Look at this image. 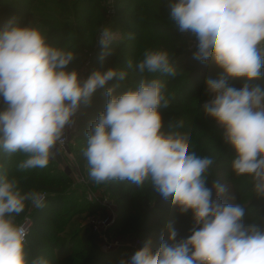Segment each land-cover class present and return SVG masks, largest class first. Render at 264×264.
Returning <instances> with one entry per match:
<instances>
[{
	"label": "clouds",
	"instance_id": "clouds-1",
	"mask_svg": "<svg viewBox=\"0 0 264 264\" xmlns=\"http://www.w3.org/2000/svg\"><path fill=\"white\" fill-rule=\"evenodd\" d=\"M167 8L176 30L194 40L193 58L210 60L217 69L205 81L211 99L203 111L234 150L231 171L264 197V0H168ZM119 39L108 26L99 30L101 61ZM76 59L73 51L51 44L39 24L21 25L12 17L0 29V152L22 154L20 172L46 168L64 151L81 106H90L93 94L114 80L104 92L103 110L84 133L88 178L95 185L137 188L147 182L193 219L187 237L178 238L168 221L167 239L162 231L156 247L149 238L119 264H264V225L246 224L245 206L222 199L226 185L209 186L214 160L189 151L184 120L165 126L162 109L174 96L157 74H177L174 56L148 48L135 65L128 60L126 68L140 77L135 87H125V69L94 70L84 78L70 67ZM47 195L23 191L0 165V264H52L42 255L30 259L28 228L17 220L26 210L43 208Z\"/></svg>",
	"mask_w": 264,
	"mask_h": 264
},
{
	"label": "trees",
	"instance_id": "trees-1",
	"mask_svg": "<svg viewBox=\"0 0 264 264\" xmlns=\"http://www.w3.org/2000/svg\"><path fill=\"white\" fill-rule=\"evenodd\" d=\"M43 1L45 0H0V29L12 17H16L21 25H26L31 21L32 14H38L35 24L46 30L49 42L77 54V59L70 67L79 72H82L80 70L84 69L89 59L83 58L84 50H87L94 58V65H91L93 71L125 69L129 73L124 82L125 87H135L140 77L135 69L126 68L128 60H132L135 65L148 48L165 49L174 56L177 74L174 77L157 74L165 82L167 92L174 96L168 109H162L165 126L169 120L183 119L185 127L181 131L191 133L189 151L214 160L208 178L209 186L213 181L232 186L236 204L245 206L244 222L247 224L255 220L264 225V197L255 196L248 178H237L231 171L234 150L224 140L223 129L203 111V105L210 98L205 81L210 76L215 77L217 69L210 60L201 63L193 58L196 48H189L191 38L179 33L169 19L168 0H114L116 10L110 23L103 0H70V3L62 4L57 1L60 6L55 8L50 4L52 8L45 4L40 7L39 4ZM55 2L49 0V3ZM61 5L69 6V10L62 15L57 13ZM96 19L104 26L122 32V37L111 45L112 54L103 61L100 60L102 48L97 43L99 32L95 26ZM130 35L132 38H129ZM113 83L114 80L109 81L105 88L98 89L93 94L90 106L83 105L76 133L81 140L85 137L84 133L90 122L97 116L92 117L87 109L96 114L102 111L107 99L104 92ZM234 83L239 87L242 82ZM259 83L264 84V80ZM123 90L125 89L122 88L121 91ZM84 147L76 149V159L84 176L87 175L83 190L86 203H79L81 199L75 193H66L71 188L73 179L60 169L52 170V161L46 168L20 172L17 165L24 159L23 155L17 153L6 157L0 152V165L10 177L14 176L19 180L23 191L48 192L43 208L26 210L17 218L21 222L29 214L36 219V224H40V227H32L27 236L30 259L42 255L52 264H119L122 257L130 256L149 238L156 247L162 231L167 239L165 223L168 221L174 222L178 238L190 235L193 227L191 213L180 214L171 206L170 201H165L156 194L147 182L143 188L126 183L95 185L88 178L86 161L82 155ZM88 189L90 193L97 191L101 200L108 197L116 202L115 222L108 233L111 238L120 239L125 245L105 250L102 247L103 238L94 233L91 227V232L83 235L85 228L81 224L68 231L78 215L89 211L94 212H89L87 216L108 214L105 205L87 197ZM52 192H56L55 195ZM135 238L140 240L138 245L127 244V241Z\"/></svg>",
	"mask_w": 264,
	"mask_h": 264
},
{
	"label": "rangeland",
	"instance_id": "rangeland-1",
	"mask_svg": "<svg viewBox=\"0 0 264 264\" xmlns=\"http://www.w3.org/2000/svg\"><path fill=\"white\" fill-rule=\"evenodd\" d=\"M56 2L54 4L52 3H49V0H45L43 1L42 3H40V7H43V5L45 4L48 5V7H51L50 5H52V7H56V6H60V3H67L69 2L70 3V0H55ZM59 1V2H57ZM103 4L107 7V5H110L112 4V1L114 2V0H103ZM50 4V5H49ZM51 7V8H52ZM114 10H116V8L114 7H110ZM69 10V6L67 7L66 6H62L61 5V8L60 9H57V13L62 15V14H65L67 11ZM115 12V11H114ZM114 12H112L108 7L106 8V15L107 17H109V22H112V18H113V15L115 14ZM37 15L36 13L32 14L31 16V22L35 23L36 20H37ZM105 22V21H104ZM95 26L97 28V32H99V30L104 27V24L101 23V21L99 19H96L95 20ZM118 33H119V37L121 38L122 37V32L118 29L116 30ZM193 40L191 39L190 42H189V48H190V44ZM97 43H98V35H97ZM85 57H89V59L91 60L92 64L94 65V61H93V57L91 56V53H88L87 50H84V54H83V58ZM85 67V65H84ZM83 67V68H84ZM82 72H80V75H82V73H85L86 72V75H90L91 72L93 71L92 68H89V69H82L80 70ZM211 99V96L210 98L206 101L208 102L209 100ZM205 102V103H206ZM87 113H89L92 117L97 115L95 112L87 109ZM76 135V134H75ZM74 135V136H75ZM72 137V139L70 141H72L70 144L68 143L66 147H64V151L61 152V153H58L56 155V157L54 159H52V163H51V169L54 171L55 170H62L64 171L66 174H68L69 176L72 177L73 179V183L71 185V188L66 192H71V193H75L76 197H79V199H81V202L79 200V203H86L85 202V195L83 194V190H84V181L85 179L87 178V175L83 174L79 164H78V161L76 159V149L81 147V146H86V137L82 138V140L79 138V135H76V137ZM69 141V142H70ZM227 186V193L225 194L224 197H222L223 200H225V202L227 203H230V204H236V201H235V196L233 195V188L232 186H230L229 184H224ZM88 191V190H87ZM48 193V192H47ZM56 192H52L53 195H55ZM98 192L97 191H92V198L89 197V194L87 195L88 198H90L91 201H95V202H99L101 201V198L99 199L98 198ZM66 199V198H65ZM103 201V205H105V207L107 208V211H114L116 213V210H117V204L116 202H114L113 200H110L108 197L105 198V200H102ZM66 205H69V203H67ZM89 212H94V211H89ZM89 212H86V213H83L81 215H78L76 216L73 221H72V224L70 225V227H68V231L75 227V225H79L81 224L82 227L85 228V230L83 231V235L85 234H88L91 232V229L89 228L90 226L87 224V215L89 214ZM99 215V214H97ZM116 218V217H115ZM115 218H114V221L112 222L111 225H113V223L115 222ZM21 222H24L25 224H28L29 225V232L31 231L32 227H40V224H36V219L34 217H31L29 214L25 216L24 220L21 221ZM38 225V226H37ZM111 227V226H110ZM114 239V238H113Z\"/></svg>",
	"mask_w": 264,
	"mask_h": 264
},
{
	"label": "built area",
	"instance_id": "built-area-1",
	"mask_svg": "<svg viewBox=\"0 0 264 264\" xmlns=\"http://www.w3.org/2000/svg\"><path fill=\"white\" fill-rule=\"evenodd\" d=\"M107 7L114 12L115 10L110 8V7H115L114 6V2L112 1V4L107 5ZM195 48V42L194 40L191 42L190 44V49ZM92 62L90 59H88L85 63V69H89L91 68ZM82 77L86 78V72L83 73L81 75ZM82 107L81 106L79 112L77 113L76 116V123L74 126H72L71 128H69L67 130V141L65 143V146H67V144L69 143V141L72 139V137L78 132V128H79V120L81 117V113H82ZM88 194L89 197L93 199L92 193H90L89 189H88ZM89 198V199H90ZM105 200V199H104ZM100 203L103 204V201L101 200ZM116 217V213L114 211H108V214L106 216H101V215H97V214H91L87 217V224L91 227V229L93 230L94 233L98 234L100 237L103 238V243H102V247L105 250H113L117 247H120L122 245H125L126 243L122 242L120 239H113L110 237L108 231L110 229V226L112 224V222L114 221V218ZM27 228H28V233H29V225L26 224ZM140 243L139 239H132L127 241V244H134V245H138Z\"/></svg>",
	"mask_w": 264,
	"mask_h": 264
}]
</instances>
